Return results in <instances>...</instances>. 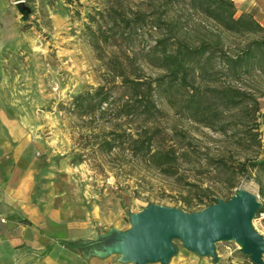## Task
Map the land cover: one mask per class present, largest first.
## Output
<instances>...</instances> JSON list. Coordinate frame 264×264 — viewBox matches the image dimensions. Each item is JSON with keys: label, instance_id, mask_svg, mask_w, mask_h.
<instances>
[{"label": "rangeland", "instance_id": "obj_1", "mask_svg": "<svg viewBox=\"0 0 264 264\" xmlns=\"http://www.w3.org/2000/svg\"><path fill=\"white\" fill-rule=\"evenodd\" d=\"M164 1L2 0L0 4V96L33 130L38 190L44 193L50 187L51 193L59 194L61 206L80 210L77 226L83 237L97 234L98 238L120 225L129 228V214L150 203L190 212L214 199L227 200L239 189L254 194L264 209V196L253 178L238 173L240 161L264 156L263 73L253 70L240 80L222 74L213 83L206 81L218 89L224 84L240 86L258 101L256 111L224 108L209 91V113H215L211 122L194 118L180 90L167 91L165 83L155 89L158 110L153 121L158 129L152 149L170 150L176 157L167 170L147 157L132 155L126 144L108 153L95 150L88 140L89 127L93 133L108 131L115 122H109L108 113L94 121L70 108L74 95L99 85L114 83L112 94L119 97L123 92L121 77L115 74L119 68L142 77L162 72L150 60L155 40L164 32L146 17L147 12L157 9L164 23L194 32L203 31L202 26L214 29L204 14L191 10L185 1ZM232 1L236 16L248 12L257 20L256 13L264 11V0ZM20 2L27 13L19 11ZM140 14H144L141 20ZM223 41L224 49L240 43L237 37ZM141 121V117L123 118L116 129L131 132ZM255 227L264 236V225L258 222ZM174 243L182 246L178 240ZM216 253L215 262L220 264H253L232 240L218 242ZM85 256L97 257L81 251Z\"/></svg>", "mask_w": 264, "mask_h": 264}, {"label": "trees", "instance_id": "obj_2", "mask_svg": "<svg viewBox=\"0 0 264 264\" xmlns=\"http://www.w3.org/2000/svg\"><path fill=\"white\" fill-rule=\"evenodd\" d=\"M167 1V0H165ZM164 4L168 3L165 2ZM186 2L191 10L204 14L214 29L202 26V30L181 28L176 23H164L163 13L153 9L147 12L154 26L162 32L161 37L155 40L150 62L162 70L155 77H142L132 70L127 74L124 68L115 71L120 76V85L123 92L119 97L112 94L113 84L99 85L74 95L69 102L71 110L81 118L100 120L109 114V122H115V129L91 132L88 140L102 153L111 152L121 144H126L134 156L142 155L154 163L158 168L167 170L175 164L176 157L170 150L152 149L157 136L154 118L157 112L153 99L154 91L164 83L165 90H180L183 102L193 112L197 120L213 121L215 113H209L212 103L207 101V92L217 99L224 108H234L246 111L248 107L257 110L256 97L240 86L237 89L224 84L219 89L209 87L206 81L215 80L216 75L241 79L250 71L264 74V27L248 12L236 16L235 5L232 0H178ZM139 20L144 18L140 14ZM237 37L240 41L236 47L224 49V39ZM218 66V68L216 67ZM197 80L202 84H198ZM213 86V85H212ZM207 112V113H206ZM200 116V117H198ZM141 117L137 127L131 132L119 131L120 120L123 118ZM147 120L149 121L147 123ZM254 140V137L252 136ZM241 176L253 178L259 187V194L264 196V156L261 159L245 158L238 163ZM230 187L235 184L230 183ZM202 202L201 197L197 199ZM217 199H214L216 202ZM185 204L193 206V201ZM209 205V204H208ZM259 212H264L261 208ZM103 240L97 238L89 241L63 242L69 248H86L98 246Z\"/></svg>", "mask_w": 264, "mask_h": 264}, {"label": "crops", "instance_id": "obj_3", "mask_svg": "<svg viewBox=\"0 0 264 264\" xmlns=\"http://www.w3.org/2000/svg\"><path fill=\"white\" fill-rule=\"evenodd\" d=\"M261 12L256 18L264 27ZM1 42L0 37V46ZM12 109L0 96V218H5L0 224V264H133L121 261L119 254L84 258L81 251L89 254L90 250L63 244L95 240L97 234L83 237L82 228L77 226L80 210L61 206L59 194L51 193L50 187L46 194L38 190L35 135ZM51 200L56 205L52 206ZM117 228L126 230L128 226ZM176 248L168 264H220L183 246Z\"/></svg>", "mask_w": 264, "mask_h": 264}, {"label": "water", "instance_id": "obj_4", "mask_svg": "<svg viewBox=\"0 0 264 264\" xmlns=\"http://www.w3.org/2000/svg\"><path fill=\"white\" fill-rule=\"evenodd\" d=\"M18 7L27 13L22 2ZM261 207L254 194L242 189L227 200L218 198L190 212L150 203L129 214L130 227L126 230L111 229L99 235L103 242L90 252L99 257L119 254L121 261L133 264H168L176 254L174 241L178 240L189 251L216 261V244L232 240L253 264H264V236L252 224Z\"/></svg>", "mask_w": 264, "mask_h": 264}, {"label": "built area", "instance_id": "obj_5", "mask_svg": "<svg viewBox=\"0 0 264 264\" xmlns=\"http://www.w3.org/2000/svg\"><path fill=\"white\" fill-rule=\"evenodd\" d=\"M4 222H5V218H0V224ZM258 222L264 225V212H259V214L258 215L256 214L255 218L253 219L252 224L255 229H256L255 223H258Z\"/></svg>", "mask_w": 264, "mask_h": 264}]
</instances>
